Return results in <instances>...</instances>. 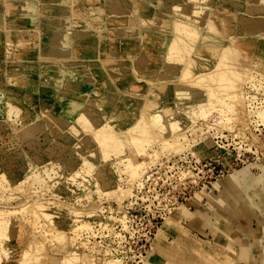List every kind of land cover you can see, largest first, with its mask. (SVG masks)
<instances>
[{"label": "rangeland", "instance_id": "rangeland-1", "mask_svg": "<svg viewBox=\"0 0 264 264\" xmlns=\"http://www.w3.org/2000/svg\"><path fill=\"white\" fill-rule=\"evenodd\" d=\"M259 122L264 0H0V264H148Z\"/></svg>", "mask_w": 264, "mask_h": 264}, {"label": "crops", "instance_id": "crops-1", "mask_svg": "<svg viewBox=\"0 0 264 264\" xmlns=\"http://www.w3.org/2000/svg\"><path fill=\"white\" fill-rule=\"evenodd\" d=\"M43 38L47 55L64 52L54 38ZM256 164L213 183L193 210L162 224L147 263L264 264V160Z\"/></svg>", "mask_w": 264, "mask_h": 264}, {"label": "built area", "instance_id": "built-area-1", "mask_svg": "<svg viewBox=\"0 0 264 264\" xmlns=\"http://www.w3.org/2000/svg\"><path fill=\"white\" fill-rule=\"evenodd\" d=\"M251 97V98H250ZM255 96L254 95H249L248 100L251 101V104H254V108L252 109L253 111V117H256L254 120L258 121L259 118L257 116V108L255 106V100H254ZM252 106V105H251ZM258 130H260L259 132L262 134L264 133V124L263 123H257ZM257 131V129H255ZM259 133V134H260ZM239 140L235 141L236 144H234L233 142H231L229 145V148L232 147V150L236 151V156H234V159L231 163V165L229 166L230 168H228V170L222 166V162L219 159H202L197 161V158L194 157V167L193 170L198 169L199 171H201L202 169L206 168V167H212L209 168V170L211 171L209 174L210 179H218L220 177H223L224 175H226L227 173H229L231 170H234V168L232 166H236L239 164H247L248 162H251L253 160H260V157L264 155V147H262L261 145H259L258 143H254V144H249L250 140L243 143L241 141V139L239 137H236ZM219 146H221L220 144H218ZM238 145V146H237ZM199 179V178H197ZM194 182L196 180H193ZM200 182H202V180H200ZM202 183H205L204 181ZM185 184V182H184ZM198 184V183H197ZM206 185V184H204ZM184 193V192H181ZM186 194V192H185ZM181 195V194H180ZM176 201L178 202V200H175L173 203L176 204ZM178 204V203H177Z\"/></svg>", "mask_w": 264, "mask_h": 264}, {"label": "bare ground", "instance_id": "bare-ground-1", "mask_svg": "<svg viewBox=\"0 0 264 264\" xmlns=\"http://www.w3.org/2000/svg\"><path fill=\"white\" fill-rule=\"evenodd\" d=\"M184 1H186V0H184ZM183 4V3H182ZM186 4V3H185ZM184 5V4H183ZM129 10V9H128ZM193 8L191 9V12H193ZM37 11V10H36ZM250 11V10H249ZM39 12V11H38ZM195 12V11H194ZM193 12V13H194ZM196 15H199L198 14V12H196ZM17 17V16H16ZM15 17V18H16ZM22 17V16H21ZM41 17V16H40ZM140 17V16H139ZM22 18H24V16L22 17ZM10 19V18H9ZM6 20V19H5ZM3 22H4V19H3ZM2 22V23H3ZM46 22V21H45ZM44 24V23H43ZM169 24V23H168ZM150 27V26H149ZM152 28V27H151ZM153 28H154V25H153ZM155 29V28H154ZM154 31V30H153ZM153 31H152V33H153ZM163 36V35H162ZM161 36V37H162ZM165 36V35H164ZM146 37H148V36H146ZM154 39H156V38H154ZM160 40V39H159ZM158 40V41H159ZM165 40V39H164ZM164 40H162V44L164 45ZM157 41V40H156ZM160 42V41H159ZM154 43H156V42H154ZM162 44H161V46H162ZM158 46H160L159 44H158ZM160 46V47H161ZM146 50H147V52H151L149 49H147L146 48ZM225 50H227V51H224L225 52V56H227V65H229L230 63H232L234 60H235V54H234V51L229 47H226L225 48ZM153 54L155 55V56H158V54H159V50L158 49H153ZM222 57V56H221ZM221 59V58H220ZM158 60H160V58L159 59H157L156 61H158ZM224 60V59H223ZM225 60H226V58H225ZM222 62H224V61H222ZM130 72V71H129ZM211 77L213 78L214 76L213 75H211ZM233 83V82H232ZM140 141V140H139ZM139 150H140V148H139ZM132 173V175H135V172L134 171H132L131 172ZM182 212V211H181ZM182 214V213H181ZM51 218H53V217H51ZM50 219V218H49ZM165 226V225H164ZM5 236V235H4ZM40 247V246H39ZM43 249V248H42ZM27 251V250H26ZM28 255V254H27ZM37 255V254H36ZM33 256H35V255H33ZM41 256V255H40ZM37 259V258H36ZM149 264V263H148Z\"/></svg>", "mask_w": 264, "mask_h": 264}]
</instances>
